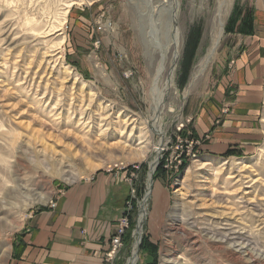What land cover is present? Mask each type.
Here are the masks:
<instances>
[{"label":"rangeland","instance_id":"1","mask_svg":"<svg viewBox=\"0 0 264 264\" xmlns=\"http://www.w3.org/2000/svg\"><path fill=\"white\" fill-rule=\"evenodd\" d=\"M175 1L151 27L155 0H0V264L30 213L99 172L136 207L115 264L139 237L135 264H264V117L259 145L228 156L192 128L232 58L264 52V0Z\"/></svg>","mask_w":264,"mask_h":264},{"label":"crops","instance_id":"2","mask_svg":"<svg viewBox=\"0 0 264 264\" xmlns=\"http://www.w3.org/2000/svg\"><path fill=\"white\" fill-rule=\"evenodd\" d=\"M225 82L193 122L204 153L244 152L263 138L264 52H240ZM116 172H99L59 190L49 205L28 215L13 238L8 264H105V253L129 196Z\"/></svg>","mask_w":264,"mask_h":264},{"label":"bare ground","instance_id":"3","mask_svg":"<svg viewBox=\"0 0 264 264\" xmlns=\"http://www.w3.org/2000/svg\"><path fill=\"white\" fill-rule=\"evenodd\" d=\"M156 1V3H157V5H155V7L157 8V12H156V18L154 19V21L152 20V21H150L149 22V24H150V26L152 27V26H155V24H157V25H159L158 23H159V19H158V14L161 12L162 13V10H168V15L169 16H171V17H173V15L174 14H172V12H173V10H174V6L176 5V1L175 0H155ZM222 4H223V2H222ZM145 5V4H144ZM147 5V4H146ZM150 7V6H149ZM177 7V6H176ZM220 7V6H219ZM152 9H154V8H152ZM151 8H150V10H152ZM175 9H177V8H175ZM138 10V9H137ZM146 10V9H145ZM221 10V9H220ZM221 12V11H220ZM219 12V13H220ZM219 13H217V16H218V14ZM143 14V13H142ZM141 15V14H140ZM144 15V14H143ZM148 15V14H147ZM220 15V14H219ZM168 16V17H169ZM220 17H221V15H220ZM218 28H219V30H218V34H217V36H216V39H215V42H214V46L210 49V51L208 52V54L206 55V57L200 62V64H198V66H197V69H196V71H195V73L193 74V75H191L192 77H191V80H190V83H189V85L191 84V82L193 81V79H195V77L197 76V74H199L200 72H202V70H203V68H204V66L209 62L208 60H209V58L211 57V55H212V53H213V51H214V49H215V46H216V42H217V40L219 39V37L221 36V32H222V22H221V20H220V18L218 19ZM146 23V22H145ZM149 27V26H148ZM156 29V28H155ZM159 29V28H158ZM149 30V29H148ZM155 31V30H154ZM158 32V31H157ZM156 35V34H155ZM154 35V36H155ZM151 39V38H150ZM154 40V39H153ZM147 42H148V40H147ZM158 42H160V41H158ZM151 43V42H150ZM155 43V42H154ZM158 45H159V43H157ZM164 44V43H163ZM154 45H156V44H154ZM151 46V45H150ZM152 46H153V44H152ZM210 46V45H209ZM154 48V47H153ZM160 48V47H159ZM158 48V49H159ZM158 51H160V49L158 50ZM207 53V52H206ZM174 55H175V53H174ZM172 76V75H171ZM171 78L169 77V79H168V84H167V87H169L170 86V84H171V80H170ZM167 87H165V92L163 93V94H160L159 95V98H156L155 97V99H152V105H151V108H152V110H153V115H154V119H155V122H157V117L159 116V114H160V111H161V109H162V107L164 106V104H165V97H166V94H167ZM189 87V86H188ZM170 89V88H169ZM187 92V91H186ZM186 95V94H185ZM158 143V142H157ZM142 152V151H141ZM145 212V209L143 208V213ZM138 229H141V224H139L138 225ZM137 245H138V242H137V244H136V249H135V254H134V256L132 255V258L130 259V261H129V263L130 264H135L136 263V260H137Z\"/></svg>","mask_w":264,"mask_h":264},{"label":"built area","instance_id":"4","mask_svg":"<svg viewBox=\"0 0 264 264\" xmlns=\"http://www.w3.org/2000/svg\"><path fill=\"white\" fill-rule=\"evenodd\" d=\"M101 28H102V26H99L98 30H101ZM195 142H196V140H194V138H191L190 140H188V139L185 140V147H187V148L190 147V149L188 150L189 152L192 149L193 144ZM133 192H134V189L131 188V193H133ZM49 206H51V207L55 206V203L53 202V200H51L49 202ZM132 211H133V209H132V205H131L130 201H126L125 207H124V209H123V211H122V213L118 219V224L116 226L115 233L110 238L109 247L105 253V264H115V260L118 256V253H119L120 249L122 248L125 234L129 229V222H130V217H131ZM127 264H129V262H127Z\"/></svg>","mask_w":264,"mask_h":264},{"label":"trees","instance_id":"5","mask_svg":"<svg viewBox=\"0 0 264 264\" xmlns=\"http://www.w3.org/2000/svg\"><path fill=\"white\" fill-rule=\"evenodd\" d=\"M235 153V151L231 148V149H228V150H226L225 151V156H228V155H231V154H234ZM130 168H128V170H129ZM162 166H161V163L158 165V167H157V169H156V176L158 175V174H160V175H162ZM139 192H140V190H139V186L137 187V190H136V193L137 194H139ZM135 202H133V211L135 210ZM132 211V212H133ZM134 227V218H133V215L131 214V217H130V222H129V229L128 230H132V228ZM128 233V231L126 232V234H125V237H124V239L126 238V237H128V239L130 238V234L128 235L127 234ZM141 249L143 250V248H146L147 247V243L145 242V238H143V240H142V242H141ZM150 246H151V244H150ZM152 247H154V246H152Z\"/></svg>","mask_w":264,"mask_h":264},{"label":"water","instance_id":"6","mask_svg":"<svg viewBox=\"0 0 264 264\" xmlns=\"http://www.w3.org/2000/svg\"><path fill=\"white\" fill-rule=\"evenodd\" d=\"M150 181H152L151 176H150ZM137 229H138V227H137ZM140 239H141V237H139V241H138V245H137V251L139 250Z\"/></svg>","mask_w":264,"mask_h":264}]
</instances>
